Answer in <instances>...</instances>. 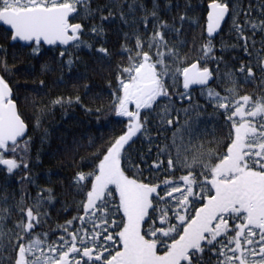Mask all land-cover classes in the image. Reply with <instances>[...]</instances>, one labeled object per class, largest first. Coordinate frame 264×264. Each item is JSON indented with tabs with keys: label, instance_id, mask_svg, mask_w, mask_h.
Masks as SVG:
<instances>
[{
	"label": "snow or ice",
	"instance_id": "6c2138e0",
	"mask_svg": "<svg viewBox=\"0 0 264 264\" xmlns=\"http://www.w3.org/2000/svg\"><path fill=\"white\" fill-rule=\"evenodd\" d=\"M22 57L59 75L25 95ZM73 104L110 134L49 153L57 183L36 144ZM0 264H264V0H0Z\"/></svg>",
	"mask_w": 264,
	"mask_h": 264
},
{
	"label": "trees",
	"instance_id": "16d2710c",
	"mask_svg": "<svg viewBox=\"0 0 264 264\" xmlns=\"http://www.w3.org/2000/svg\"><path fill=\"white\" fill-rule=\"evenodd\" d=\"M196 0H193V3H195ZM149 6H150V0H148ZM245 3H247V0H245ZM253 3H256V0H253ZM256 39L259 40L260 36L257 34ZM221 40H223L224 44L228 47H230L233 43H235L234 36L231 35L228 32L227 27H225L224 31L221 32L215 39V43L217 45V48L220 47ZM220 53L218 52L217 55ZM242 55L240 50H234L229 53H225V58L228 59L230 56H239ZM82 56L84 58L85 64H91V60L87 54V50H84L82 53ZM10 64L13 63L11 58H9ZM34 65L36 68V75L35 76H29L26 73L23 72H17L16 73V79L19 84L21 85H27V89H22L25 95H32V87L38 85V81L40 79H46L51 80L52 78H55V76H58L59 73L53 74L52 77H44L39 75L40 66L39 63L36 60H29L28 57H22L20 61L15 62V67L17 69H24L26 66ZM221 69L223 70V65H221ZM79 71L81 72H89V70L85 67L84 64L79 66ZM89 75L91 79L87 81V83L90 84H98L100 86H104L105 81L100 80L99 77L92 75L89 72ZM77 90L73 89L71 85H68L65 87L64 85H61L60 87H55L53 85H49V90L47 92V95H42L38 97V99L47 102L56 95L65 94V95H71L76 93ZM78 94L81 95L83 103L85 106L89 108L96 107L100 101L95 100L91 96L85 95V90L83 88L78 89ZM194 96L198 95V90L193 93ZM201 103H203V100H201ZM209 112L212 111L211 108L208 109ZM44 123V129L48 132V138L44 145H41L39 141H37L36 147L39 149L42 153L41 159L43 161V167L35 169L36 172H46L48 170H51L53 172L58 173L59 175L53 176L52 179L59 183L60 181H64L65 184L68 182L64 180L65 177L71 176V169L67 167H62L60 164V161L62 157L57 156L53 158L49 155V153L54 152L56 149L62 146V142L64 143H71L75 139H83L88 136L99 138L101 136H108L110 134V128L106 126V118H101L99 121L96 119L95 115H88L84 111V108L73 104L71 107L67 108H59L56 107L52 109L51 113L47 115L43 121ZM207 128L209 132L212 130V125L208 124ZM34 137L38 136L39 133H34ZM164 136L171 137V131L165 132L161 134L160 141L163 142ZM210 138V137H209ZM135 148L144 151L147 148V145H141L140 143H137L134 145ZM41 183L44 181L41 180ZM33 189V194H34ZM58 200L60 203H56L54 208L52 209V216L54 218L58 217L59 211L61 210L64 203H67L69 206L72 205L73 199H78V197H75L74 194L71 192V189L69 188H58ZM68 193L67 195L65 193ZM74 214V213H71ZM62 222V220H61ZM54 227V224L52 225Z\"/></svg>",
	"mask_w": 264,
	"mask_h": 264
},
{
	"label": "water",
	"instance_id": "95a60500",
	"mask_svg": "<svg viewBox=\"0 0 264 264\" xmlns=\"http://www.w3.org/2000/svg\"><path fill=\"white\" fill-rule=\"evenodd\" d=\"M217 36H218V35H217ZM217 36H216V37H217Z\"/></svg>",
	"mask_w": 264,
	"mask_h": 264
}]
</instances>
